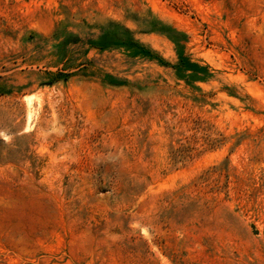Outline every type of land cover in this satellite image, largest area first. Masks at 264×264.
Returning <instances> with one entry per match:
<instances>
[{"label": "rangeland", "instance_id": "374dc122", "mask_svg": "<svg viewBox=\"0 0 264 264\" xmlns=\"http://www.w3.org/2000/svg\"><path fill=\"white\" fill-rule=\"evenodd\" d=\"M0 264H264V0H0Z\"/></svg>", "mask_w": 264, "mask_h": 264}]
</instances>
